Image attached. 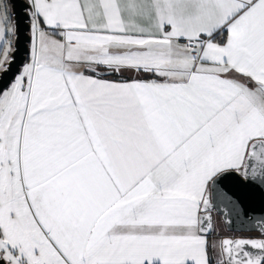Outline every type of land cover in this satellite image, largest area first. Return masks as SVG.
<instances>
[{
	"label": "snow or ice",
	"instance_id": "snow-or-ice-1",
	"mask_svg": "<svg viewBox=\"0 0 264 264\" xmlns=\"http://www.w3.org/2000/svg\"><path fill=\"white\" fill-rule=\"evenodd\" d=\"M27 14L8 79L0 0V264H264V216L211 238L226 180L264 186V0Z\"/></svg>",
	"mask_w": 264,
	"mask_h": 264
},
{
	"label": "water",
	"instance_id": "water-1",
	"mask_svg": "<svg viewBox=\"0 0 264 264\" xmlns=\"http://www.w3.org/2000/svg\"><path fill=\"white\" fill-rule=\"evenodd\" d=\"M9 2L12 7L15 25V44L10 58L8 79L26 62L30 46L28 0H9ZM0 78H2V73H0ZM224 191L235 202V206L214 202L215 206L212 210L213 223L214 215L218 213L228 231L239 233L258 232V230L252 229L251 222L264 216V186H260L258 183L247 184L233 177L225 181ZM244 211L247 212V216L243 214Z\"/></svg>",
	"mask_w": 264,
	"mask_h": 264
},
{
	"label": "crops",
	"instance_id": "crops-1",
	"mask_svg": "<svg viewBox=\"0 0 264 264\" xmlns=\"http://www.w3.org/2000/svg\"><path fill=\"white\" fill-rule=\"evenodd\" d=\"M11 58V56L9 57V59ZM28 59V58H27ZM27 61V60H26ZM214 227H215V232L213 233V236L211 237L212 239H220L221 237H226L225 235L221 236L219 235V231L220 229L223 227L224 229L227 230V228L224 225V222L221 218V216L218 213H215L214 215ZM226 232H230V233H236L235 236H231V237H236V236H257L258 232H244V233H239V232H232V231H226Z\"/></svg>",
	"mask_w": 264,
	"mask_h": 264
},
{
	"label": "rangeland",
	"instance_id": "rangeland-1",
	"mask_svg": "<svg viewBox=\"0 0 264 264\" xmlns=\"http://www.w3.org/2000/svg\"><path fill=\"white\" fill-rule=\"evenodd\" d=\"M4 3L7 7V11H8V15H9V18H10V25L8 26H11L14 28V31L13 33L7 37V39L11 40V48H12V51L9 53V57L11 56L13 50H14V44H15V25H14V22L12 21V7H11V4L9 2V0H4ZM227 230L224 229L223 227L220 229L219 231V235L223 236V235H227V236H235L236 233H230V232H226Z\"/></svg>",
	"mask_w": 264,
	"mask_h": 264
},
{
	"label": "trees",
	"instance_id": "trees-1",
	"mask_svg": "<svg viewBox=\"0 0 264 264\" xmlns=\"http://www.w3.org/2000/svg\"><path fill=\"white\" fill-rule=\"evenodd\" d=\"M12 21L14 22V20H13V15H12Z\"/></svg>",
	"mask_w": 264,
	"mask_h": 264
}]
</instances>
